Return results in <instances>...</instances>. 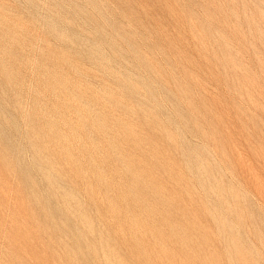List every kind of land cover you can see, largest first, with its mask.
Returning <instances> with one entry per match:
<instances>
[{"label": "rangeland", "instance_id": "1", "mask_svg": "<svg viewBox=\"0 0 264 264\" xmlns=\"http://www.w3.org/2000/svg\"><path fill=\"white\" fill-rule=\"evenodd\" d=\"M0 264H264V0H0Z\"/></svg>", "mask_w": 264, "mask_h": 264}]
</instances>
